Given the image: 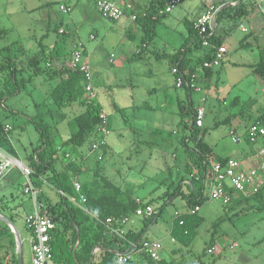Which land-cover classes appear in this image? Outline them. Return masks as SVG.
<instances>
[{
    "label": "rangeland",
    "instance_id": "rangeland-1",
    "mask_svg": "<svg viewBox=\"0 0 264 264\" xmlns=\"http://www.w3.org/2000/svg\"><path fill=\"white\" fill-rule=\"evenodd\" d=\"M123 1L126 2L122 6L128 2ZM132 1L137 5L131 8L132 14L131 9L124 8L121 18L111 21L100 15L95 0H0V28L7 31L0 38V59L9 57L20 73L19 78L28 79L33 73L29 66L30 59L41 45L45 46L47 52L57 42L66 53L80 45L82 52L86 51L82 61H86V56L90 59L93 94L107 117L110 132L106 137L108 148L99 163L103 175L120 187L122 199L140 198L142 205L150 206L154 214L160 213L156 221L149 217L146 223L132 216L124 230H144L145 238L160 241L163 250L159 255L165 260L169 258L166 252L169 248H178L182 256L184 254L189 259L188 264H264V210L261 209L264 206V184L259 196L244 198L238 194L228 206L209 200V188L206 186V201L197 212L203 222L196 228L192 243L185 248L177 241L171 242L172 220L176 213H183L187 209L182 196L173 193L184 175L186 162L181 140L190 136L178 110L179 101L187 103V93L184 88L175 87L171 58L186 43L188 31L184 21L196 16L201 6L204 3L209 5L210 0H183L157 24L156 36L146 49L141 47L143 33L140 23L132 17H143L149 0ZM233 1L213 0L223 5ZM255 1V6L249 9L236 27L229 13L222 15L215 36L224 38L226 54L211 78V90L208 91L205 81L197 80L194 86L200 88L201 92L195 89L190 92L193 106L204 107V142L213 148L215 155L236 156L245 169L254 167L242 159L245 155L241 148H248L242 132L244 125L251 124L264 111V93L259 87L264 85V79L249 72L248 67L244 70L237 68L235 62H256L258 49L264 46V31L258 32L264 26V0ZM60 5L69 6L71 11L63 13ZM59 29L64 30V35L58 34ZM250 33L249 46H241L242 38ZM141 49V55L136 56ZM194 54L198 55L197 52H187V59L193 60ZM47 62L50 68L70 65L67 54L48 59ZM39 67L42 72L30 82L26 81L19 94L4 97L0 119L9 127L7 136L16 152L15 159L26 163L25 156L39 145L38 132L30 119L35 116L41 118L48 126L52 146L58 149L60 160L56 168L60 170L61 163L80 161L79 157H84V173L78 177L81 183L74 181L83 186L93 179L100 151L89 150L92 137L80 146H62L71 133L69 123L84 108L78 102L63 108L55 107L49 95L57 80H48L44 61L39 63ZM239 79L246 80V83L235 87ZM240 87L243 91H240ZM206 95L202 103L201 98ZM254 95H257V100H253ZM230 115H236L230 125L221 122ZM185 123L188 126L190 120L186 119ZM231 130L235 131L239 143L232 142ZM192 146L193 143L189 142V147ZM63 153L69 157L63 158ZM0 154L13 159L3 148H0ZM253 159L258 161L254 156ZM259 160L261 169L256 166L255 169L258 168L264 183V159ZM8 179L14 182L8 185L11 193L23 203L17 206L14 216L10 213V218L0 214L21 227L22 253L24 251L26 254L29 251L28 232L22 227L25 213L32 204L27 200L28 195L22 193L27 180L16 165L8 169L1 181ZM72 183L68 184L72 187ZM6 187V184L4 187L0 184V198L6 193ZM42 190L51 197L52 202L59 198L53 188L43 186ZM83 191L82 187L81 193ZM186 193L182 185V194ZM0 226L7 227L2 223ZM211 242L215 246L214 253L207 252ZM6 243V239L0 242ZM178 254L174 256L178 258ZM23 264H28L27 257L25 260L23 258Z\"/></svg>",
    "mask_w": 264,
    "mask_h": 264
},
{
    "label": "trees",
    "instance_id": "trees-1",
    "mask_svg": "<svg viewBox=\"0 0 264 264\" xmlns=\"http://www.w3.org/2000/svg\"><path fill=\"white\" fill-rule=\"evenodd\" d=\"M233 3L236 4L224 8H220L224 3H215V6L219 8L215 29L218 22L222 19V15L226 12L229 13L234 27L239 25L240 20L246 16L249 9L255 6L256 1L243 2L240 0L237 2V0H234ZM165 5L166 0H149L143 17H135L134 21L140 23L143 33L141 38L142 49H146L155 38L157 24L167 15L159 13ZM184 24L188 31L186 43L182 45L183 50L180 49L171 58V63L173 67L177 66L183 72L185 79L189 83L192 76L199 72L204 74V78H209L214 71L204 69L203 63L211 58L213 48H202L201 39L193 29V22L185 21ZM6 32L5 29L0 28V38ZM58 34L64 35V33L60 34L59 32ZM250 36L252 34L242 38L240 45L247 46V39ZM221 42V37H216L215 34L211 37L212 46H220ZM142 49L136 53V56L141 54ZM198 51L203 52L195 56L193 60L187 59V52L195 53ZM71 53L72 51L66 53L65 49L57 42L47 52L45 46L41 45L40 50L30 59L29 66L32 68L33 73L28 79L19 78L20 73L9 57L6 56L0 59V99L2 102L4 97H12L19 94L23 90L26 81L30 82L34 76L42 72L39 63L44 61L48 80H57L49 95L54 106L63 108L78 102L84 108V111L75 116L69 123L71 133L62 143V146H80L90 137L93 139L92 142H95L97 140L96 128L100 121L99 114L102 112L101 105L95 99L87 98L83 86V76L79 71L73 70L68 66L50 68L49 64H47L48 59L51 60L64 54H67V60L70 61ZM253 71L264 79V46L259 48L258 61L253 66ZM183 88L187 93L188 100L187 103L179 101L178 110L180 120L184 127L189 130L190 136L181 140L186 155V163L184 165V176L179 181V185L174 190L173 195H181L183 200H185L187 209L183 213L177 214L172 220L170 235L174 241L188 248L195 238L196 228L203 222V218L197 212H192L195 207L199 208L206 201L204 190L207 181L210 179V165L223 163L225 159L213 153L211 147L203 140L205 130L195 126V107L190 98V92L194 88L189 85H183ZM186 119L190 120L188 126L185 123ZM30 122L38 132L39 145L26 157V166L32 171L30 176L31 183L35 188L41 190L36 198L37 203L40 204L41 210L45 211L55 223V228L50 233L49 238L51 264H165L162 260L154 263L142 255L141 261L117 262L116 254L127 250L132 251L133 248L130 244L138 246L143 240L141 236L144 230L138 233L128 231L123 240L108 234L105 221L111 219L117 222L123 218H129L138 208H144L146 205H142L131 197L122 199L120 187L111 183L103 175V170L99 163L104 158L106 146L101 148L102 158L96 161L93 179L83 184V186L81 184V192L83 187L82 195L85 198V202L81 203L73 187L68 183L70 182L71 184V182L78 180V177L84 173L82 159L80 161L69 160L60 164L62 169L56 168V164L60 159L58 149L52 146L48 126L37 116L32 117ZM258 122L264 123V111L251 124ZM8 132L0 119V148L5 149L8 154L15 157L14 149L10 146L7 136ZM189 142L193 143L192 147H189ZM67 157H69L67 153H63V158ZM195 178H198V180H195ZM186 180L189 184L183 183ZM182 185L187 190L186 194H182ZM43 186L53 188L59 198L52 202L51 197H48L42 190ZM261 189L253 197L259 196ZM227 193L230 200L237 194L232 189H227ZM261 209L264 210V206ZM7 210V205L0 198V212L4 213ZM159 215L160 213H153L151 216L153 221H156ZM148 219L149 217L144 216L142 218L143 223H146ZM11 221L14 223L12 219ZM3 239H6L7 243L0 244V264H17L13 235L7 227L0 226V242ZM212 244L211 242L207 249L213 247ZM96 248L98 251L93 252Z\"/></svg>",
    "mask_w": 264,
    "mask_h": 264
},
{
    "label": "built area",
    "instance_id": "built-area-1",
    "mask_svg": "<svg viewBox=\"0 0 264 264\" xmlns=\"http://www.w3.org/2000/svg\"><path fill=\"white\" fill-rule=\"evenodd\" d=\"M183 0H166L165 7L159 12L160 14H169L177 6H179ZM95 6L100 13V15L108 20L117 21L124 14V8L130 10L129 5L119 6L116 2L112 0H95ZM60 11L63 13H68L71 11L69 6L60 5ZM219 8L215 6V2L210 0L209 5H206V10L204 13L199 15L193 21V29L197 32L201 39V46L204 49L213 48L211 58L203 63L204 69L214 70L218 68L223 61L224 55L226 54V49L223 45L212 46L211 37L215 34V23L216 16ZM135 20L134 17H132ZM244 32L245 30L241 28ZM60 34L64 33L63 29H59ZM77 46L71 53V60L69 67L73 70L79 71L83 76V86L84 91L88 99H95L93 94L92 85V74L90 67L87 63L82 61L83 52L81 48ZM172 74L175 76V87L183 88V85L190 86L194 88L197 92H201L200 88L194 86L198 74L192 76L191 82L189 83L183 72L177 66L172 68ZM205 97L201 98V102L204 103ZM0 107L4 109V103L0 99ZM205 116V111L203 106H198L195 108L194 120L196 128H203V120ZM99 124L96 128L97 140L92 142L90 145L91 152L100 151L97 159L101 160L102 150L101 148L106 146V137L110 134L107 128V117L104 112L99 114ZM5 130H9L5 126ZM231 140L233 143H238L239 140L236 136L235 131H230ZM244 137L248 140L250 144H258L259 148L256 153L259 159H264V123H254L250 124L244 133ZM16 165L22 175L27 180L24 194L30 196L33 201L34 209L25 218V227L28 232V245L30 252L29 264H51V248L49 246L50 233L55 228V223L46 214L45 211L41 210L40 204L37 203V196L40 191L36 189L31 183L30 176L32 174L31 169L26 165L21 164L15 159H10L8 157L0 154V178L8 171V169ZM262 165V164H261ZM261 168V167H260ZM258 169V168H257ZM257 169L249 168L245 169L242 166L240 160L229 157L226 158L223 163H214L210 165V179L207 181L206 185L209 188V197L211 201L220 203L222 206H228L230 204V197L227 193V189H232L235 193L242 195L243 197H251L259 192L262 188L263 180ZM198 180V178H195ZM189 184V182L185 183ZM72 187L78 199L81 203L85 202V198L81 193V185L78 182H73ZM72 200V199H71ZM73 201V200H72ZM199 208L195 207L193 212H198ZM154 211L150 206L144 208H138L133 214L136 217H151ZM178 213H176L177 215ZM129 221V218H123L117 222L107 219L105 225L110 236L117 237L119 239L125 238L126 232L124 226ZM133 248L132 251L127 250L116 254V259L118 263H124L131 259L133 253H138L139 255L147 257L154 263L160 260L159 252L162 245L157 240H142L138 246L130 244ZM98 251L94 249L93 252ZM208 253H214L215 248L210 247L207 249Z\"/></svg>",
    "mask_w": 264,
    "mask_h": 264
},
{
    "label": "crops",
    "instance_id": "crops-1",
    "mask_svg": "<svg viewBox=\"0 0 264 264\" xmlns=\"http://www.w3.org/2000/svg\"><path fill=\"white\" fill-rule=\"evenodd\" d=\"M116 2L117 3H120V5L122 6V4L123 3H125L126 1H123V0H116ZM136 2L135 1H132V0H128V2L125 4V5H129L130 6V9L131 8H135V7H137V5L135 4ZM216 4L218 3V2H215ZM220 3V2H219ZM228 3H226L225 5H227ZM230 4H233V5H235L236 3H233V2H231ZM124 5V6H125ZM147 7V6H146ZM146 7H145V9H146ZM205 10H206V4L204 3L202 6H201V8H200V10L198 11L199 13L196 15V16H194V17H192L191 18V20H185V21H190V22H193L194 20H195V18H197L199 15H201L202 13H204L205 12ZM131 11H132V9L130 10V14H132L131 13ZM184 21V22H185ZM241 28H243V27H241ZM244 29V28H243ZM242 31V30H241ZM263 31H264V26H262V28H260V30L258 31L259 33H263ZM243 32V31H242ZM251 34V33H250ZM250 37H252V36H250ZM249 37V38H250ZM248 38V39H249ZM248 39H247V46H244V47H248L249 46V41H248ZM254 39H256V36H254ZM221 45H223V42H224V38L223 37H221ZM180 49H182V45L180 46V48L177 50V51H179ZM183 50V49H182ZM201 52H203V51H198L197 53H198V55L201 53ZM258 52H259V49H258ZM142 53V52H141ZM86 54V51L85 50H83V56ZM203 54V53H202ZM141 55V54H140ZM195 55V54H194ZM198 55H195V56H198ZM182 57V56H181ZM257 61H258V59H257ZM257 61L256 62H253L252 60L250 61V60H248V61H241V62H235L236 63V65H237V68H241L242 70H244V69H246L247 67L249 68V72H253L254 73V71H253V66L257 63ZM85 63H87L88 65H89V67H90V59H89V57L88 56H86V61H85ZM214 72H213V74L211 75V77H209V78H204V74L203 73H201V72H199L198 73V76H197V79H196V81L197 80H200V81H205L206 83H207V86H208V91H209V89L211 90V88H210V86H211V78H212V76L218 71V69H214L213 70ZM244 81H246V80H242V79H239V81L238 82H236L235 84H234V86L235 87H239V85L241 86L243 83H246V82H244ZM261 89H260V91H261V93H264V85H261V86H259ZM241 88V87H240ZM243 88H241L240 89V91H243L242 90ZM254 97L255 98H253V100H257V95H254ZM205 98H207V95L205 96ZM235 98H237V97H235ZM235 102H236V100H235ZM196 108V107H195ZM230 117V118H229ZM232 119H236V115H230V116H228V117H226L224 120H221V122L222 123H227L228 125H230V121L232 120ZM224 121V122H223ZM254 121V120H253ZM5 126H7L6 124H4ZM250 124H248V125H244V131L242 132L243 134H242V136H243V138H244V140H245V143H246V145H247V147L248 148H241V152L242 153H244V158H242L243 160H244V162L245 163H247V164H249L251 167H254V168H256V167H258V168H260L261 167V164H260V160H259V158L257 157V155H256V153H257V151H258V148H259V145L258 144H250L249 142H248V140L244 137V133H245V130H246V128L249 126ZM8 127V126H7ZM203 128H204V125H203ZM8 129H9V127H8ZM10 142V141H9ZM239 143V142H238ZM208 145V144H207ZM209 146V145H208ZM209 147H211V146H209ZM107 148H108V144H107V141H106V150H107ZM14 149V148H13ZM211 149L213 150V148L211 147ZM214 152V151H213ZM106 153V152H105ZM240 153V152H239ZM14 154L16 155V152H15V150H14ZM8 156L9 157H11V158H13V159H15V157H13V156H11V155H9L8 154ZM105 156V155H104ZM216 156H218V157H220V158H223V159H226V158H229V157H234V158H236V156H231V155H226V156H219V155H216ZM253 156L254 157H256L257 159H258V161H256V159L254 160L253 159ZM26 157L27 156H25V159H26ZM80 159H82V160H84V157L83 156H80L79 157ZM237 159V158H236ZM16 160V159H15ZM16 161H18V160H16ZM19 162V161H18ZM21 164H23V165H27V162L26 163H22V162H20ZM186 163V162H185ZM242 163V162H241ZM185 165V164H184ZM258 165V166H257ZM256 166V167H255ZM261 169V168H260ZM20 173H21V171H20ZM22 174V173H21ZM5 175V174H4ZM3 175V176H4ZM184 176V175H183ZM182 176V177H183ZM7 177V176H6ZM6 177H4V179L6 178ZM181 177V178H182ZM1 179L2 178H0V184L1 185H3V187H4V185L6 184L7 185V187H6V193L3 195V197H1V199L3 200V203L4 204H6L7 205V207H8V209L9 208H14L12 211H10L9 212V210L8 211H5L4 213H3V215H6L7 217H10V213L11 214H13L12 216H14V213H15V211H16V209H17V206L18 205H22V203H23V200L22 201H19V199L18 198H16L17 196L15 195H13L12 193H11V187H9L8 185H13V183L14 182H12L10 179H8V180H4V181H1ZM181 180V179H180ZM188 181L186 180L185 182H183V183H187ZM182 183V184H183ZM26 185V184H25ZM25 185L22 187V193L24 194V188H25ZM37 189V188H36ZM40 192H41V190L40 189H38ZM238 196V194H236L235 196H234V198L232 199V200H230V203L236 198ZM244 198H247V197H244ZM137 202H140V198H134ZM27 200H28V202H31L32 204H31V208H30V210H28L26 213H25V216H24V219H23V227H22V229H24L25 230V232H27L26 231V227H25V218H26V216L28 215V214H30L32 211H33V209H34V205H33V201L31 200V198H30V196L28 195L27 196ZM148 203V202H147ZM199 211V210H198ZM16 214V213H15ZM132 216H134V215H132ZM132 216H130L129 217V219H131V217ZM138 218H141V220H142V218L143 217H138ZM143 222V221H142ZM14 225H15V227H16V229H17V231H18V233H19V235H20V230H21V227L20 226H18L15 222H14ZM20 229V230H19ZM124 229H125V227H124ZM170 230H171V228H170ZM131 232V233H138V232H140L141 230H135V229H130V230H127V231H125V232ZM28 234V233H27ZM27 240H28V237L26 238ZM141 239H143V240H145V239H147V240H150V239H148V238H145V233H143L142 234V236H141ZM158 241V240H157ZM160 242V241H159ZM171 242L172 243H176V241H174L172 238H171ZM213 247H215V246H213ZM163 250V247L161 248V250L160 251H162ZM185 250H187V249H185ZM122 252H124V251H122ZM167 253H168V255H169V258H168V260H165V259H163V258H161L160 257V255H159V257H160V260H162V261H164L165 262V264H188V262H189V259L183 254V256H182V252H179V249L178 248H169L167 251H166ZM176 253H179L178 255H179V257L177 258V257H175L174 255H176ZM159 254H160V252H159ZM182 256V257H181ZM27 257V259H28V264H29V261H30V252L27 250V253L25 254L24 253V251H23V258H24V260H25V258ZM29 257V258H28ZM141 259H142V257H141V255H139L138 253H133V255H132V257H131V259L130 260H133V261H141Z\"/></svg>",
    "mask_w": 264,
    "mask_h": 264
},
{
    "label": "water",
    "instance_id": "water-1",
    "mask_svg": "<svg viewBox=\"0 0 264 264\" xmlns=\"http://www.w3.org/2000/svg\"><path fill=\"white\" fill-rule=\"evenodd\" d=\"M226 6H234V5L227 4L221 6L220 8H224ZM0 223L7 226L9 228L10 233L13 235L15 242V254H16L17 264H23L22 241L15 225L9 219L4 217L2 214H0Z\"/></svg>",
    "mask_w": 264,
    "mask_h": 264
},
{
    "label": "bare ground",
    "instance_id": "bare-ground-1",
    "mask_svg": "<svg viewBox=\"0 0 264 264\" xmlns=\"http://www.w3.org/2000/svg\"><path fill=\"white\" fill-rule=\"evenodd\" d=\"M20 236V235H19Z\"/></svg>",
    "mask_w": 264,
    "mask_h": 264
}]
</instances>
